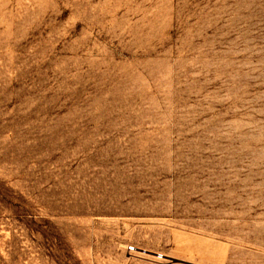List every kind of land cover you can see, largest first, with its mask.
<instances>
[{
  "label": "rangeland",
  "instance_id": "374dc122",
  "mask_svg": "<svg viewBox=\"0 0 264 264\" xmlns=\"http://www.w3.org/2000/svg\"><path fill=\"white\" fill-rule=\"evenodd\" d=\"M154 253L264 264V0H0V264Z\"/></svg>",
  "mask_w": 264,
  "mask_h": 264
},
{
  "label": "built area",
  "instance_id": "2783aa9c",
  "mask_svg": "<svg viewBox=\"0 0 264 264\" xmlns=\"http://www.w3.org/2000/svg\"><path fill=\"white\" fill-rule=\"evenodd\" d=\"M129 250L133 251V250H135V247L134 246H129ZM152 256L155 259H157V260H164V261H167V262H171V264H178V263L173 262L170 259H167V257H165V255H163L161 253H154V254H152Z\"/></svg>",
  "mask_w": 264,
  "mask_h": 264
}]
</instances>
